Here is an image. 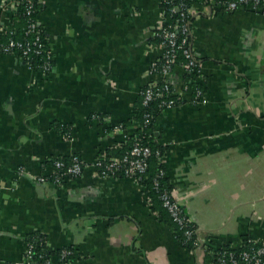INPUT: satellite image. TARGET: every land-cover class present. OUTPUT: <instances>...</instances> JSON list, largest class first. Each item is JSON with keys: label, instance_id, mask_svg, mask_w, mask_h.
<instances>
[{"label": "crops", "instance_id": "obj_1", "mask_svg": "<svg viewBox=\"0 0 264 264\" xmlns=\"http://www.w3.org/2000/svg\"><path fill=\"white\" fill-rule=\"evenodd\" d=\"M159 4L43 0L36 22L53 55L47 77L0 52V264L22 261L33 236L49 253L71 250L72 264H213L207 249L264 244V17L248 8H190L204 100L183 94L151 128L200 251L177 239L133 178L88 168L61 185L32 179L52 174V159L89 163L136 134L141 93L162 80L150 74L162 52L153 40ZM13 18L0 7V32ZM186 78L177 64L167 80L180 91Z\"/></svg>", "mask_w": 264, "mask_h": 264}, {"label": "built area", "instance_id": "obj_2", "mask_svg": "<svg viewBox=\"0 0 264 264\" xmlns=\"http://www.w3.org/2000/svg\"><path fill=\"white\" fill-rule=\"evenodd\" d=\"M177 2V5L171 8L172 13L179 15V19L175 26H165V17L163 11L161 12V23L156 30L154 36L158 38V44L162 49L161 56L154 61L150 68V74L157 75L162 78L160 82L151 84L142 93V104L148 106L153 101H158L159 107L163 109H170L183 105V94L191 93V103L198 104L204 100L203 93L196 83V77L200 74V64L196 56L193 54L190 45L187 46L186 36L191 35L189 30V22L186 21L188 15L190 16V9L186 8L184 1L186 0H170ZM193 1V0H191ZM43 0H37L38 4H42ZM205 3L212 5L214 0H205ZM0 7L7 15H14L20 10V0H0ZM223 11L225 13H232L241 8L251 9L255 13H259L264 17V0H226L223 4ZM219 8V6H218ZM221 8V7H220ZM34 12L33 3L28 1L25 7V14L30 15ZM15 29L6 27L2 33L9 35L15 34ZM178 32L183 36L181 40L178 39ZM33 34L35 37L32 41H13L9 40L6 44H0V52L13 55L20 58L27 65L32 59L31 56H36L41 59V66L39 72L44 76H48L52 70L53 55L47 44L41 41L40 32L36 28V23L32 22L28 25L25 35ZM179 55L185 59V63L180 64L185 73L186 80L180 91L176 90L167 80L174 67L179 64ZM32 68V67H31ZM194 73H197L196 75ZM144 118L148 121L152 119L150 114H145ZM63 128V127H62ZM62 137L66 141L70 140V133L63 129ZM131 146L129 151L125 152L120 157H107L105 153L101 154L93 161L86 163L79 157L71 155L70 161L65 163L62 160H55L49 166L52 174L49 176L43 175L32 177L34 181L40 184L53 183L61 185L66 180L78 179L82 177L84 171L90 168L93 174L98 178H133L138 181L147 170V163L150 157V149L144 146L141 140L134 134L131 138ZM23 174V170L20 169ZM163 205L170 213L174 223L183 230V235L188 241L196 231L185 229V224H191L192 221L184 213L183 209L175 199L172 191L162 197ZM196 248H201L202 244L198 238L195 240ZM226 252L217 257L213 264H264V244L257 248H250L247 251H242L237 256L228 253L226 259ZM71 252L65 251L62 258L70 255ZM32 246L27 245L25 257L17 264H34L32 261ZM47 264H50L49 262Z\"/></svg>", "mask_w": 264, "mask_h": 264}, {"label": "trees", "instance_id": "obj_3", "mask_svg": "<svg viewBox=\"0 0 264 264\" xmlns=\"http://www.w3.org/2000/svg\"><path fill=\"white\" fill-rule=\"evenodd\" d=\"M28 1H31L33 3V9L34 12L31 13L29 16L25 14V7L26 3ZM226 0H214V3L212 4L213 7H218L219 10L223 11L222 4ZM205 0H186L184 1V5L186 8H191L194 4L198 3H204ZM207 5H210L206 3ZM177 5V2L170 1V0H160V9L161 12L163 11L164 17H165V26L172 25L175 26L177 24V21L179 19V15L176 13H172L170 10L173 6ZM20 10L14 14V21L13 26L15 29L14 35H9L6 33L0 32V44H6L10 39L13 41L23 42V41H32L34 39V35L30 34L29 36L25 35V31H27V27L30 23L34 22L36 23V28L40 32L41 41H43L44 44L46 43L44 34L37 24V14L39 10L41 9V4L37 3V0H20ZM192 17L191 15H188V18L186 19L187 22L190 23ZM189 30L191 31L190 24H189ZM183 36L178 32V39L181 40ZM187 38V46L190 45L191 35L186 36ZM153 40L155 43H158V38L153 36ZM31 60L29 64L33 69L40 70L41 66V59L36 56H31ZM198 60V59H197ZM185 63V59L179 55V64ZM53 67V62H52ZM195 75L197 73H194ZM158 101L151 102L148 106H144L142 104V96L140 97L138 103L136 104V109L138 110L137 115L140 119V128L137 129L135 132L137 137L141 140L142 144L144 146H147L150 149V157L148 159L147 163V170L146 173L137 181L140 185H142L147 192V196L150 200V203L154 205V209L158 212L159 218L168 223L174 231L177 233V239L183 243L185 246L196 249L195 240H197V236L194 233L188 241L185 239L183 235V230L180 229V227L173 222L170 213L168 210L164 207L162 197L165 194H169L172 191V187L167 183V180L164 176V169L162 164V149L157 146L154 143L153 134L151 133L152 123L154 122L155 118L165 109L159 107ZM145 114H150L152 119L147 122V120L144 118ZM131 146V140L129 139L126 144H124L121 148L107 151L105 152L107 157L115 156L120 157L125 152L129 151V148ZM77 156V155H75ZM71 157V156H70ZM70 157H63V158H57L52 159L48 164H52L55 160H62L65 163H68L70 161ZM79 157V156H77ZM81 159V157H79ZM115 178H124V177H115ZM185 229L190 231H196V226L191 223L185 224ZM29 246H32V259L31 261L34 264H47L50 263L51 256L55 257L58 260V264H72L74 261V255L71 250L67 249H61L56 252L49 253L43 244V240L39 236H33L28 239ZM259 245H255L253 243H249L241 248V250L233 251V250H226V259H228V253L234 254V256H237L242 251H247L250 248H257ZM65 251L71 252L70 255L67 257L62 258V254ZM224 251H210L207 249L206 254L208 257L212 259L213 262L216 261L217 257L222 256L221 254Z\"/></svg>", "mask_w": 264, "mask_h": 264}, {"label": "water", "instance_id": "obj_4", "mask_svg": "<svg viewBox=\"0 0 264 264\" xmlns=\"http://www.w3.org/2000/svg\"><path fill=\"white\" fill-rule=\"evenodd\" d=\"M201 248L198 249V251H200Z\"/></svg>", "mask_w": 264, "mask_h": 264}]
</instances>
